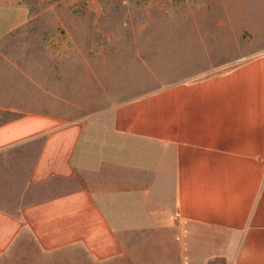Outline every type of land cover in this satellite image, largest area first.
I'll return each instance as SVG.
<instances>
[{
	"label": "crops",
	"instance_id": "crops-1",
	"mask_svg": "<svg viewBox=\"0 0 264 264\" xmlns=\"http://www.w3.org/2000/svg\"><path fill=\"white\" fill-rule=\"evenodd\" d=\"M15 1L0 15L20 14ZM253 37L237 59L72 121L16 104L6 71L18 68L0 60V264H136L181 244L190 261L204 247L206 264H264V33Z\"/></svg>",
	"mask_w": 264,
	"mask_h": 264
},
{
	"label": "rangeland",
	"instance_id": "rangeland-1",
	"mask_svg": "<svg viewBox=\"0 0 264 264\" xmlns=\"http://www.w3.org/2000/svg\"><path fill=\"white\" fill-rule=\"evenodd\" d=\"M17 2L20 14L0 15V34L30 18L0 40L1 62L18 68L6 71L20 85L11 98L65 121L237 59L258 46L254 33H264V0ZM188 248L139 253L134 261L206 264L204 247L193 261Z\"/></svg>",
	"mask_w": 264,
	"mask_h": 264
}]
</instances>
